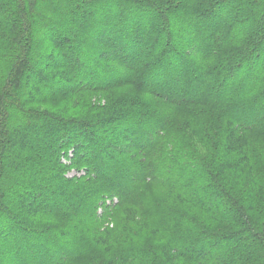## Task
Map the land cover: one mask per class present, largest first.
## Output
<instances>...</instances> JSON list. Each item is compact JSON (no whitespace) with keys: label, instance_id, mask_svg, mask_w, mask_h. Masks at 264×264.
Listing matches in <instances>:
<instances>
[{"label":"trees","instance_id":"trees-1","mask_svg":"<svg viewBox=\"0 0 264 264\" xmlns=\"http://www.w3.org/2000/svg\"><path fill=\"white\" fill-rule=\"evenodd\" d=\"M97 251L264 264V0H0V264Z\"/></svg>","mask_w":264,"mask_h":264},{"label":"rangeland","instance_id":"rangeland-1","mask_svg":"<svg viewBox=\"0 0 264 264\" xmlns=\"http://www.w3.org/2000/svg\"><path fill=\"white\" fill-rule=\"evenodd\" d=\"M175 136H176V133H172V135H171V137L172 138H175ZM172 141V140H171ZM170 142V141H169ZM72 150H70L69 151V153H68V157H70L71 158V156H72ZM70 158H64L63 157V161H64V163L65 164H69L70 163V161H69V159ZM85 171H83V170H81V171H77V170H75V169H70L67 173H66V177H72V176H76V177H79V176H81V175H83V173H84ZM139 203H143L144 205L146 204V198H145V196L143 197V195L137 200ZM144 201V202H143ZM104 205L103 206H105V207H113V206H115L117 203H118V198H116V197H112V198H110V197H105L104 198ZM103 206L102 207H100L99 209H98V215H101L102 214V212H103ZM139 209H142V207H140L139 206ZM44 223H46V224H48V225H53V223H47V222H44ZM120 224H121V213H118L117 215H115L113 218H110V220H109V223H104V225L102 226V228H104L105 229V227L107 226V225H109V228H115L116 227V229H118V227L120 226ZM98 252V251H97ZM108 255L109 254H103L102 252H98L96 255H94L95 256V258L93 259V260H84L82 263H80V264H98L100 261H102L103 259H105L106 257H108Z\"/></svg>","mask_w":264,"mask_h":264}]
</instances>
